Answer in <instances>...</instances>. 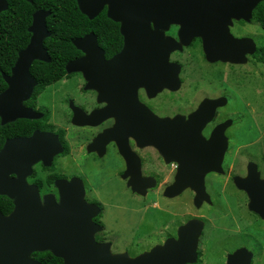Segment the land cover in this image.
<instances>
[{
  "label": "flooded vegetation",
  "instance_id": "flooded-vegetation-1",
  "mask_svg": "<svg viewBox=\"0 0 264 264\" xmlns=\"http://www.w3.org/2000/svg\"><path fill=\"white\" fill-rule=\"evenodd\" d=\"M237 6L238 3L235 7ZM256 6L247 18L232 17L227 23V31L234 38L251 39L250 45L254 44V52L245 54L246 62L254 59L256 51L264 47V27L255 17ZM240 8L246 14V1L241 2ZM37 10L49 11L48 16L51 15L49 9ZM102 12L106 14V18L97 20L104 22L99 27L105 33L104 40L99 41L93 31L73 38L72 44L78 53L71 58L68 56L64 58L65 75L50 83L40 81L33 74V68L40 70L37 67L39 63L53 62L52 55L44 46L45 40L50 35L44 39L43 47L49 60L34 59L29 67V74L34 84L28 97L21 101L22 107L27 111L26 115L6 123H2L0 117V150L8 141L30 139L37 135L43 155L31 165L25 175L26 186L34 188L37 192L36 196L41 198L54 196L56 200L59 196H77L82 186L83 196L90 205V211L95 213L91 221L96 244L109 247L113 253H128L135 256L146 251L138 241L157 227L166 230L163 231L161 240L151 245L149 250L164 244L168 239H176L180 227L190 220H198L202 222V230L196 249L197 259L192 264H211L203 261V252L200 248V240L204 235V219L191 216L175 229L166 222L171 220L174 209L179 206L188 210L189 201L195 208L215 204V196H218L215 186L218 187L220 176L227 175L237 187L235 183L237 177H247L248 167L255 165L259 177L264 179L258 165L252 161L246 164L245 173L238 175L237 172L232 171L235 160L228 164L230 171H227V161H230L229 152L234 147L238 135L236 120L231 114L236 111L237 103L233 98L220 94L219 86L216 85L209 86L212 90L202 91L198 95L196 93L194 97H198L197 102L193 106L188 105V97L194 93L185 87L184 65L180 58L187 49L196 46L200 47L206 57L202 36L194 37L188 45L168 54L166 65L172 63L179 65V82H176L177 87L174 89V83L170 79L172 74L168 75L167 66L162 75L163 79L154 77V86L159 85L160 88L157 87L153 92L148 91L141 81L123 83L121 88H113L109 86L107 80L101 85H96L93 76L89 75L87 82L81 71L69 73L67 65L85 55L75 46L74 40L89 33L95 35L99 47V59L105 62L103 69L111 70L115 67L108 62L121 51L124 37L120 31V23L107 16V6L100 13ZM149 26L151 31L156 29L152 22ZM248 28H254L252 31L259 29L261 35L252 36ZM179 29L178 24H170L163 32L164 36L178 41ZM117 35L120 36V40ZM16 59L8 73H1L3 82H0V93L9 87L3 75H12V67ZM55 59L56 65L52 70L60 68V57L57 56ZM96 60L97 58L88 62L89 70L98 67L94 63ZM117 67L124 69V61L122 60ZM106 73L108 74L105 76L106 79L108 76L111 77L110 73ZM199 84L204 85L206 89L207 85L215 83L196 81L191 88ZM197 110L209 117L199 131L198 148L195 147V140L191 139L189 145L188 137L174 139L172 136V126L187 125L190 114ZM76 114L88 115V123H75ZM224 122L228 125L223 130L224 139L219 140L221 151L218 152L217 170L212 167L215 165L213 155L216 153L213 151L214 134L216 127ZM182 131L181 128L180 132ZM9 177L16 179L18 175L10 173ZM190 184L202 185L203 193L197 194ZM242 191L248 198V194ZM22 195L15 193L13 196ZM0 196L7 195L0 194ZM232 209L235 215L237 208ZM256 217L258 220L262 219L259 215ZM257 218L254 219V223H257ZM261 221L264 222V219ZM231 239L235 240L233 237ZM240 244L232 245L230 252L225 255V262L228 255L245 248L251 253L250 264H252L254 253L247 246Z\"/></svg>",
  "mask_w": 264,
  "mask_h": 264
},
{
  "label": "water",
  "instance_id": "water-1",
  "mask_svg": "<svg viewBox=\"0 0 264 264\" xmlns=\"http://www.w3.org/2000/svg\"><path fill=\"white\" fill-rule=\"evenodd\" d=\"M242 1H246V14L240 8ZM260 1L262 0H76L80 12L89 19H94L107 6V16L120 23L124 44L119 54L108 62L115 67L104 70L102 66L105 62L99 59L95 35L89 33L77 38L74 44L85 55L69 63L67 71H81L87 82L88 75L93 76L96 85H101L107 80L113 88H121L123 83L141 81L148 91L153 92L159 86H154V77L163 79L162 75L167 66L168 75L172 74L170 79L174 83V89L177 87L176 82H179V65H166L168 54L188 45L197 36L203 37L204 50L209 61L243 64L247 61L245 54L254 52V44L250 45L251 39L234 38L227 31V23L232 17L247 18ZM237 3L238 6L235 7ZM7 8V0H0V13ZM49 14V11L44 10L33 13L32 23L28 28L31 33L29 43L19 51L12 67V75H3L9 87L0 93L2 123L24 117L27 113L21 101L28 97L34 84L29 67L34 59L49 60L43 47L44 39L50 35L45 21ZM151 22L156 27L154 31L150 29ZM170 24L180 26L178 41L164 36L163 32ZM96 58L94 63L98 67L89 70L88 62ZM122 60L124 69L117 67ZM106 72L110 73L111 77L106 79ZM207 116L197 110L190 114L187 125L174 124L173 138L188 137L189 145L192 139L198 148V134L209 119ZM74 122L88 123V115L76 114ZM227 125L228 123L224 122L216 127L213 169L218 170L220 141L224 139L223 130ZM178 145L181 148L180 142ZM42 155L43 149L39 146L37 135L30 139L8 141L0 150V194L7 195L13 203L9 214L4 215L0 211V264H40L32 254L44 251L61 258L63 264L196 262L198 238L202 230V222L198 220H190L180 227L176 239H168L164 244L154 246L136 257H130L126 253L114 254L109 247L96 244L91 221L95 213L90 211V205L83 196L82 186L77 196H59L58 200L54 196H36L35 189L26 186L25 175ZM10 173H16L18 177L11 179ZM236 186L248 194V208L264 219V179L259 177L255 165L248 167L247 177H237ZM190 187L197 194L203 193L202 185L190 184ZM15 193L23 195L13 196ZM250 261L251 253L245 248H240L228 255L226 264H250Z\"/></svg>",
  "mask_w": 264,
  "mask_h": 264
},
{
  "label": "rangeland",
  "instance_id": "rangeland-1",
  "mask_svg": "<svg viewBox=\"0 0 264 264\" xmlns=\"http://www.w3.org/2000/svg\"><path fill=\"white\" fill-rule=\"evenodd\" d=\"M248 29L252 36L261 35L259 29L255 31H252L254 28ZM205 58L200 47L197 46L187 49L180 58L184 65L185 87L194 93L189 95L188 105L193 106L197 102L198 97H194L196 93L198 95L202 91L212 90L209 86L217 85L220 94L233 98L237 104L236 111L231 114L235 117L238 135L234 147L229 152L230 161H227V171H230L228 164L235 160L232 171L240 175L245 173L246 164L252 161L258 165L260 172L264 175V64L253 58L243 65L220 60L211 62ZM196 81L215 84L207 85L206 89L201 84L191 88ZM230 142L232 143V140ZM217 184L218 187L215 186V188L218 196H215V204L195 208L189 201L188 210L179 206L176 210L174 209L171 220L166 223L175 229L191 216H198L205 220L204 235L200 240L204 262L224 264L225 255L230 252L232 245L238 246L242 243L254 253L252 264H264V222L261 221L262 219L258 220L256 217L258 215L248 208L249 199L244 196L241 189L234 186L227 175L220 176ZM234 207L237 208L235 215L232 209ZM255 218L257 223H254ZM165 230L166 228L157 227L141 238L138 244L146 250L144 252L149 251L151 245L161 240ZM231 237L235 240L232 241Z\"/></svg>",
  "mask_w": 264,
  "mask_h": 264
},
{
  "label": "trees",
  "instance_id": "trees-1",
  "mask_svg": "<svg viewBox=\"0 0 264 264\" xmlns=\"http://www.w3.org/2000/svg\"><path fill=\"white\" fill-rule=\"evenodd\" d=\"M7 2L8 8L0 13V82H3L1 73L9 72L18 51L29 42L28 27L32 21V14L37 9L51 11V15L46 18L50 37L45 40L44 46L53 58L50 64L39 63L37 67L40 70L33 68V74L40 81L50 83L65 75L64 58L66 56L71 58L78 53L72 44L73 38L93 31L99 41L104 40L105 33L99 29L104 22L97 19L106 18V14L102 12L96 18L89 19L80 12L76 0H32L31 3L25 0H7ZM255 17L264 27V0L256 6ZM117 38L120 40L119 35ZM57 56L61 59L60 68L52 70V67L56 65L55 57ZM254 59L264 64V47L256 51ZM12 209V201L6 196H0V211L6 215ZM32 257L36 258L40 264H63L61 258L49 251L35 252Z\"/></svg>",
  "mask_w": 264,
  "mask_h": 264
}]
</instances>
